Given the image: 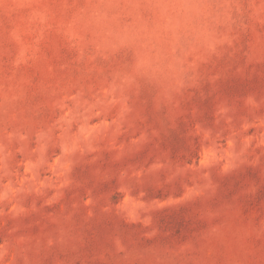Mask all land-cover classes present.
<instances>
[{
  "label": "rangeland",
  "instance_id": "374dc122",
  "mask_svg": "<svg viewBox=\"0 0 264 264\" xmlns=\"http://www.w3.org/2000/svg\"><path fill=\"white\" fill-rule=\"evenodd\" d=\"M0 264H264V0H0Z\"/></svg>",
  "mask_w": 264,
  "mask_h": 264
}]
</instances>
